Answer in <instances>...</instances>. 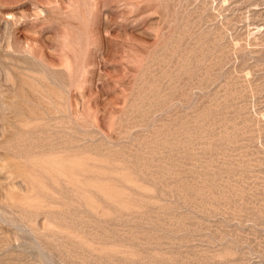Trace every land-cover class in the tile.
Segmentation results:
<instances>
[{
  "label": "rangeland",
  "instance_id": "rangeland-1",
  "mask_svg": "<svg viewBox=\"0 0 264 264\" xmlns=\"http://www.w3.org/2000/svg\"><path fill=\"white\" fill-rule=\"evenodd\" d=\"M0 264H264V0H0Z\"/></svg>",
  "mask_w": 264,
  "mask_h": 264
}]
</instances>
